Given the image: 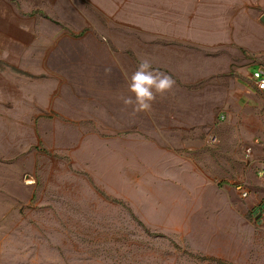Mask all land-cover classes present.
Returning a JSON list of instances; mask_svg holds the SVG:
<instances>
[{
	"label": "rangeland",
	"instance_id": "1",
	"mask_svg": "<svg viewBox=\"0 0 264 264\" xmlns=\"http://www.w3.org/2000/svg\"><path fill=\"white\" fill-rule=\"evenodd\" d=\"M9 1L34 46L0 96V264H264V0ZM140 58L175 81L150 111Z\"/></svg>",
	"mask_w": 264,
	"mask_h": 264
},
{
	"label": "crops",
	"instance_id": "2",
	"mask_svg": "<svg viewBox=\"0 0 264 264\" xmlns=\"http://www.w3.org/2000/svg\"><path fill=\"white\" fill-rule=\"evenodd\" d=\"M22 17L23 19L20 20L21 22L17 24L16 9L13 3L9 0H0L1 97H3L4 89H6L8 93H13L11 90L18 88L17 82L14 81L16 77L15 73L17 69H25L23 67V59L28 55V52L32 51L34 46L30 43L33 34V17L28 15H22ZM51 89L52 88H48L47 82L42 80L31 83L29 87H23L22 89L20 87V90H23L25 94L29 92V97L31 99L29 105L30 112L34 115L42 114V110L46 109L47 96ZM258 164L260 179H253L254 188L259 184L264 187V158L259 159ZM260 189L264 192V188ZM262 206H264V203H262Z\"/></svg>",
	"mask_w": 264,
	"mask_h": 264
},
{
	"label": "clouds",
	"instance_id": "3",
	"mask_svg": "<svg viewBox=\"0 0 264 264\" xmlns=\"http://www.w3.org/2000/svg\"><path fill=\"white\" fill-rule=\"evenodd\" d=\"M132 96L125 97V104H133L134 111H150L156 93H164L175 84L167 73L152 66L148 58H140L136 68L130 73L122 69Z\"/></svg>",
	"mask_w": 264,
	"mask_h": 264
},
{
	"label": "built area",
	"instance_id": "4",
	"mask_svg": "<svg viewBox=\"0 0 264 264\" xmlns=\"http://www.w3.org/2000/svg\"><path fill=\"white\" fill-rule=\"evenodd\" d=\"M251 78L254 84V88L264 92V66H258L252 73ZM243 195L248 194V190H243Z\"/></svg>",
	"mask_w": 264,
	"mask_h": 264
},
{
	"label": "water",
	"instance_id": "5",
	"mask_svg": "<svg viewBox=\"0 0 264 264\" xmlns=\"http://www.w3.org/2000/svg\"><path fill=\"white\" fill-rule=\"evenodd\" d=\"M261 21L264 23V13L262 14V16L260 17Z\"/></svg>",
	"mask_w": 264,
	"mask_h": 264
}]
</instances>
